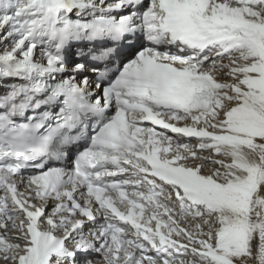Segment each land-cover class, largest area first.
<instances>
[{
  "label": "snow or ice",
  "instance_id": "snow-or-ice-1",
  "mask_svg": "<svg viewBox=\"0 0 264 264\" xmlns=\"http://www.w3.org/2000/svg\"><path fill=\"white\" fill-rule=\"evenodd\" d=\"M0 45V264H264V0H0Z\"/></svg>",
  "mask_w": 264,
  "mask_h": 264
},
{
  "label": "bare ground",
  "instance_id": "bare-ground-1",
  "mask_svg": "<svg viewBox=\"0 0 264 264\" xmlns=\"http://www.w3.org/2000/svg\"><path fill=\"white\" fill-rule=\"evenodd\" d=\"M0 47H2V45H0ZM225 62H226V61H225ZM218 78H220V79H226V77H224L223 75L219 76ZM0 83H3V81H0ZM1 91H3L2 88H0V94L2 93ZM189 142H190V143H195L194 140L189 141ZM204 155H207V153H204ZM130 235H131V233L129 232V236H130ZM148 254L153 255L154 253L149 252Z\"/></svg>",
  "mask_w": 264,
  "mask_h": 264
}]
</instances>
